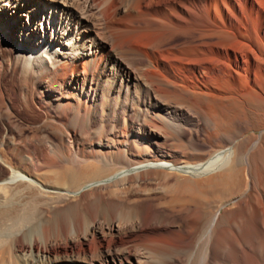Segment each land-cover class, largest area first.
Here are the masks:
<instances>
[{
	"label": "bare ground",
	"instance_id": "6f19581e",
	"mask_svg": "<svg viewBox=\"0 0 264 264\" xmlns=\"http://www.w3.org/2000/svg\"><path fill=\"white\" fill-rule=\"evenodd\" d=\"M0 125V264H264V0H0Z\"/></svg>",
	"mask_w": 264,
	"mask_h": 264
},
{
	"label": "rangeland",
	"instance_id": "374dc122",
	"mask_svg": "<svg viewBox=\"0 0 264 264\" xmlns=\"http://www.w3.org/2000/svg\"><path fill=\"white\" fill-rule=\"evenodd\" d=\"M13 36V35H12ZM11 39V38H10ZM12 39H15V37H12ZM11 39V40H12ZM17 39V38H16ZM17 124L19 125V126H21V127H23L24 128V134L25 135H30V132L33 130V131H35V129L36 128H33V127H31V128H27V124H25V123H19V122H17ZM38 131H40L39 133L40 134H47V130H42L41 128H38ZM255 135H259V133H254ZM2 135H4V128L0 125V137L2 136ZM51 139H53L52 137H51ZM54 140V139H53Z\"/></svg>",
	"mask_w": 264,
	"mask_h": 264
}]
</instances>
